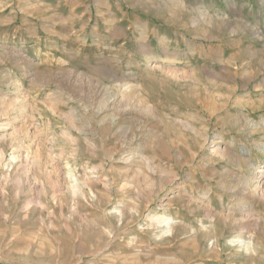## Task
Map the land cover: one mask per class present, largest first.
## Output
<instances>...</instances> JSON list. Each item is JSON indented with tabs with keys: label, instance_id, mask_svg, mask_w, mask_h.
Wrapping results in <instances>:
<instances>
[{
	"label": "rangeland",
	"instance_id": "obj_1",
	"mask_svg": "<svg viewBox=\"0 0 264 264\" xmlns=\"http://www.w3.org/2000/svg\"><path fill=\"white\" fill-rule=\"evenodd\" d=\"M242 2L0 0V264H264V0Z\"/></svg>",
	"mask_w": 264,
	"mask_h": 264
},
{
	"label": "bare ground",
	"instance_id": "obj_2",
	"mask_svg": "<svg viewBox=\"0 0 264 264\" xmlns=\"http://www.w3.org/2000/svg\"><path fill=\"white\" fill-rule=\"evenodd\" d=\"M249 190V189H248ZM257 190V189H256ZM249 192H251V195L253 193L252 190H249ZM28 204V203H27ZM26 204V205H27ZM119 217L122 216V213L120 214L119 211H117ZM164 217V216H163ZM163 217H158L156 214L149 216L148 217V222L150 223V225L152 226V228L156 231V233H158V237H163L165 235H171L173 238V233L175 231V224L177 223L175 220L171 219V218H163ZM200 226V225H198ZM213 227V226H212ZM204 231H209V229L206 227V225L201 224V227ZM214 229V228H213ZM216 230V229H215ZM166 237V236H165ZM169 237V236H168ZM168 239V238H167ZM216 241L218 242V239H216ZM216 242V243H217ZM219 244V242H218ZM236 245L239 248H243L245 250H249V247L251 246V241L245 238H242L240 235L238 236H234V239H232L230 241V245ZM187 261V260H186Z\"/></svg>",
	"mask_w": 264,
	"mask_h": 264
},
{
	"label": "crops",
	"instance_id": "obj_3",
	"mask_svg": "<svg viewBox=\"0 0 264 264\" xmlns=\"http://www.w3.org/2000/svg\"><path fill=\"white\" fill-rule=\"evenodd\" d=\"M201 5H203V3H201ZM229 5H235L234 3H230ZM240 7H248V8H251V11H252V0H245V2H242L240 5ZM239 23L241 24V32L242 34H245V36L247 38H250L251 35H252V16L249 17V18H246V17H240L239 18ZM246 33L249 34V36L246 35ZM244 38V36H243ZM240 39L238 41L240 47L241 46H244L246 44L245 40L244 39Z\"/></svg>",
	"mask_w": 264,
	"mask_h": 264
}]
</instances>
